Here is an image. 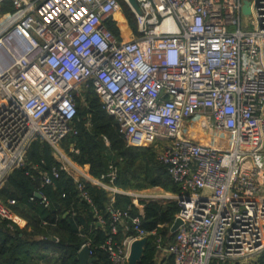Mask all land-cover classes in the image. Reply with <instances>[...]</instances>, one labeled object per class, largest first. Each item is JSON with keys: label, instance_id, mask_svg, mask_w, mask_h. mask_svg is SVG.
Returning a JSON list of instances; mask_svg holds the SVG:
<instances>
[{"label": "built area", "instance_id": "obj_1", "mask_svg": "<svg viewBox=\"0 0 264 264\" xmlns=\"http://www.w3.org/2000/svg\"><path fill=\"white\" fill-rule=\"evenodd\" d=\"M5 1L0 187L38 138L58 162L41 185L63 171L88 201L83 180L104 189L110 203L125 194L141 207L137 191L113 184L112 166L109 182L93 178L61 148L76 133V98L90 84L126 144L154 147L180 188L147 197L176 201L181 220L172 241L158 240L154 264L166 256L173 264H249L264 251V0H250L248 16L243 0H135L139 12L128 0ZM124 5L136 24L128 38L116 19ZM108 210L101 247L112 264H126L131 242L155 232L140 227L139 212L129 218L133 234L117 244L126 214ZM22 220L0 201V221L12 228L24 227Z\"/></svg>", "mask_w": 264, "mask_h": 264}, {"label": "trees", "instance_id": "obj_2", "mask_svg": "<svg viewBox=\"0 0 264 264\" xmlns=\"http://www.w3.org/2000/svg\"><path fill=\"white\" fill-rule=\"evenodd\" d=\"M123 12L128 26L135 32L136 24L130 10L124 8ZM108 27L120 37L114 23H109ZM73 124L76 133L67 134L60 145L74 162L87 165L93 178L104 176L103 180L109 182L106 175L112 166L116 170L113 184L119 189L158 187L179 193L180 188L171 179L167 166L158 160L157 150L128 146L117 121L105 112L90 84L82 87L81 96L76 98ZM57 166L49 144L34 139L27 149L25 164L12 170L0 187V201L26 221L24 227L13 225L12 228L7 221H0V264H78L74 257L83 245L89 247L93 258L90 264H112L101 247L110 231L108 207L126 214L127 228L124 225L118 228L115 242L119 244L133 234L129 218L138 215L140 209L131 196L116 194L110 203L104 189L83 180L88 201L81 196L77 183L63 171L58 177H52V185H41L42 173L50 174ZM35 193L46 198V203ZM139 204L142 210L140 227L155 234H148L138 264H154L158 240L162 244L172 241L170 227L179 206L174 200H139ZM98 219L102 220L100 225H97ZM164 262L173 264L172 256L164 257ZM249 264H264V251Z\"/></svg>", "mask_w": 264, "mask_h": 264}, {"label": "water", "instance_id": "obj_3", "mask_svg": "<svg viewBox=\"0 0 264 264\" xmlns=\"http://www.w3.org/2000/svg\"><path fill=\"white\" fill-rule=\"evenodd\" d=\"M130 5L139 12V8L137 6V3L135 0H128ZM250 0H243L241 12L243 15L248 16L250 14ZM35 196L37 198H41L40 193H35ZM181 224L180 218H175L171 227H170V233H174L178 226ZM97 225H100L97 223ZM147 243V237H142L139 239H135L131 242L129 246V253L126 260V264H138L142 258L144 247ZM74 259L78 262V264H90L93 261V258L91 256L89 247L87 245H83L79 251L77 252Z\"/></svg>", "mask_w": 264, "mask_h": 264}, {"label": "rangeland", "instance_id": "obj_4", "mask_svg": "<svg viewBox=\"0 0 264 264\" xmlns=\"http://www.w3.org/2000/svg\"><path fill=\"white\" fill-rule=\"evenodd\" d=\"M124 8H127V7L126 6L125 7L122 6L123 15H124V12H123ZM9 10H11V4L9 2H5V3L0 5V12H5V11H9ZM124 17H125V15H124ZM125 19H126V17H125ZM125 22L128 25L127 19L125 20ZM125 38H128V37H125ZM61 148L64 149L62 147V145H61ZM64 152L66 154H68L66 151H64ZM134 191H137V194L141 195V199L146 200V201L149 200V199H147V197L151 198L152 195H159V194L164 193L163 189L158 188V187H156V188H147V189H142V190H134ZM153 200H155V199H153ZM156 201H162V199H156ZM22 223H26V221L22 220Z\"/></svg>", "mask_w": 264, "mask_h": 264}, {"label": "bare ground", "instance_id": "obj_5", "mask_svg": "<svg viewBox=\"0 0 264 264\" xmlns=\"http://www.w3.org/2000/svg\"><path fill=\"white\" fill-rule=\"evenodd\" d=\"M116 19L118 20L119 28L122 31V34L125 37H128L129 35V29L127 28V24L125 22V19L121 13L116 14ZM200 139H203L201 135H199Z\"/></svg>", "mask_w": 264, "mask_h": 264}, {"label": "crops", "instance_id": "obj_6", "mask_svg": "<svg viewBox=\"0 0 264 264\" xmlns=\"http://www.w3.org/2000/svg\"><path fill=\"white\" fill-rule=\"evenodd\" d=\"M127 28L129 29V36H130V28H129V26L127 25ZM140 210H139V212H142V210H141V207L139 208ZM24 220V219H23Z\"/></svg>", "mask_w": 264, "mask_h": 264}]
</instances>
